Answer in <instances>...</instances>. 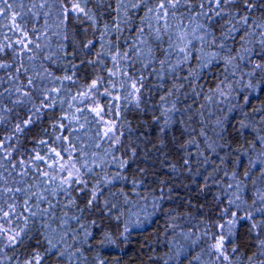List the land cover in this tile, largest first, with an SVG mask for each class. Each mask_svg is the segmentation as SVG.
Returning a JSON list of instances; mask_svg holds the SVG:
<instances>
[{
  "label": "snow or ice",
  "instance_id": "6c2138e0",
  "mask_svg": "<svg viewBox=\"0 0 264 264\" xmlns=\"http://www.w3.org/2000/svg\"><path fill=\"white\" fill-rule=\"evenodd\" d=\"M133 243L264 264V0H0V264Z\"/></svg>",
  "mask_w": 264,
  "mask_h": 264
},
{
  "label": "trees",
  "instance_id": "16d2710c",
  "mask_svg": "<svg viewBox=\"0 0 264 264\" xmlns=\"http://www.w3.org/2000/svg\"><path fill=\"white\" fill-rule=\"evenodd\" d=\"M135 239L139 240L140 237H135ZM126 253V259L128 260L129 264H131L133 261H135V264H140V257L143 256L140 244L133 243L131 246H128L126 248ZM138 253H140V256H138ZM143 259L147 260V257L143 256Z\"/></svg>",
  "mask_w": 264,
  "mask_h": 264
}]
</instances>
